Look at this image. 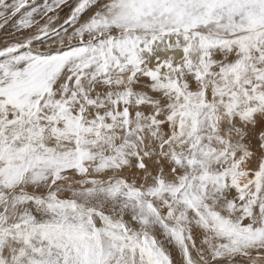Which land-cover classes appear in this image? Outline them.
Here are the masks:
<instances>
[{
    "label": "snow or ice",
    "instance_id": "6c2138e0",
    "mask_svg": "<svg viewBox=\"0 0 264 264\" xmlns=\"http://www.w3.org/2000/svg\"><path fill=\"white\" fill-rule=\"evenodd\" d=\"M0 264H264V0H0Z\"/></svg>",
    "mask_w": 264,
    "mask_h": 264
}]
</instances>
